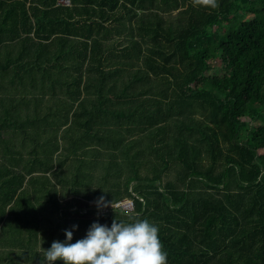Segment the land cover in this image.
Instances as JSON below:
<instances>
[{"label": "trees", "instance_id": "obj_1", "mask_svg": "<svg viewBox=\"0 0 264 264\" xmlns=\"http://www.w3.org/2000/svg\"><path fill=\"white\" fill-rule=\"evenodd\" d=\"M136 218L264 264V0H0V264Z\"/></svg>", "mask_w": 264, "mask_h": 264}, {"label": "clouds", "instance_id": "obj_2", "mask_svg": "<svg viewBox=\"0 0 264 264\" xmlns=\"http://www.w3.org/2000/svg\"><path fill=\"white\" fill-rule=\"evenodd\" d=\"M216 8L219 0H204ZM103 197L100 201H103ZM78 225L65 229L64 240H54L46 252V264H168L158 224L147 218L113 221L111 226L94 221L86 234L73 241Z\"/></svg>", "mask_w": 264, "mask_h": 264}, {"label": "rangeland", "instance_id": "obj_3", "mask_svg": "<svg viewBox=\"0 0 264 264\" xmlns=\"http://www.w3.org/2000/svg\"><path fill=\"white\" fill-rule=\"evenodd\" d=\"M252 116L253 115H251V114H246V116H243V118H242V124H243L244 129H247V127H249L250 124H256V123L258 124V123H260L262 121L261 115H259L256 118H253V119H252ZM261 152L262 151L259 150V153H261ZM90 211H91V213H92L93 216L99 215V213L97 211V208H94V207L93 208H90ZM106 212H110V211H103V213H106Z\"/></svg>", "mask_w": 264, "mask_h": 264}, {"label": "built area", "instance_id": "obj_4", "mask_svg": "<svg viewBox=\"0 0 264 264\" xmlns=\"http://www.w3.org/2000/svg\"><path fill=\"white\" fill-rule=\"evenodd\" d=\"M71 0H56V5L58 6H70ZM116 207H121L124 211L128 213H132L133 210V204L132 201H129L127 199L121 201L120 203L115 204Z\"/></svg>", "mask_w": 264, "mask_h": 264}]
</instances>
